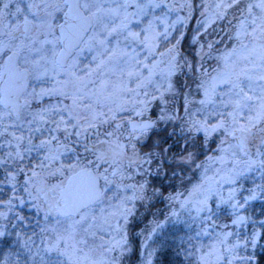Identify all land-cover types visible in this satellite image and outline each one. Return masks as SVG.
<instances>
[{
    "label": "snow or ice",
    "instance_id": "snow-or-ice-1",
    "mask_svg": "<svg viewBox=\"0 0 264 264\" xmlns=\"http://www.w3.org/2000/svg\"><path fill=\"white\" fill-rule=\"evenodd\" d=\"M163 125L170 215L199 225L185 264H258L264 0H0V264H126Z\"/></svg>",
    "mask_w": 264,
    "mask_h": 264
},
{
    "label": "flooded vegetation",
    "instance_id": "flooded-vegetation-1",
    "mask_svg": "<svg viewBox=\"0 0 264 264\" xmlns=\"http://www.w3.org/2000/svg\"><path fill=\"white\" fill-rule=\"evenodd\" d=\"M169 127L162 126L155 129L154 132L151 133L149 137L142 142L141 147L143 149L148 151L155 149L159 154L158 162L160 163L161 167L156 170L155 174L149 177V183L152 188H158L164 195H152L150 193V196L152 198L148 199L146 202L138 204L134 215L130 218L128 226L130 234H146L147 232H144V223H147L148 220L162 222L158 229L152 234H163L164 230L161 228L164 224L166 225L173 223L176 229H178L179 224L182 225L186 221L189 224L191 222H194L193 219L189 218L187 212L182 211L178 212V215L176 217L172 216V219L171 217H168L172 211V205L169 204L168 200L166 199V195L169 191H174L176 188L173 179L175 168L170 166L173 163L171 160H164L165 154L170 155L173 153L171 151L165 152L159 150V146L160 142H168L172 137H175L174 139H177L176 137L179 136V133L169 131ZM177 140L179 141V138ZM185 215H188V217H186ZM155 216H158V220L154 219ZM188 226L192 227L191 225Z\"/></svg>",
    "mask_w": 264,
    "mask_h": 264
},
{
    "label": "trees",
    "instance_id": "trees-1",
    "mask_svg": "<svg viewBox=\"0 0 264 264\" xmlns=\"http://www.w3.org/2000/svg\"><path fill=\"white\" fill-rule=\"evenodd\" d=\"M187 44V42L185 43ZM190 47V46H189ZM172 140V138L170 139ZM165 144H168V142H160L159 150L164 151ZM162 145V146H161ZM195 147H199L198 144H194ZM178 149V143L171 142L169 145H167L168 151H172L175 149ZM249 211L255 216L260 217L264 216V201L258 200L251 204ZM227 209L222 208L220 210V215H226ZM148 226L146 229L144 228V232H148L150 228L149 227V220L147 221ZM180 232L181 234H178ZM184 231L179 230L176 231L174 229H171L166 227L164 229L163 234H152L151 236V242L152 248L155 249L154 254V264H185L183 253L186 249L185 243L186 240L183 237ZM142 234H130V242H131V248H135V252L133 250L130 254H133V256L138 254V250L140 248V239ZM151 244V243H150ZM5 247V243H0V248ZM255 254L258 258V264H264V245L258 246L255 250ZM132 256V257H133Z\"/></svg>",
    "mask_w": 264,
    "mask_h": 264
},
{
    "label": "rangeland",
    "instance_id": "rangeland-1",
    "mask_svg": "<svg viewBox=\"0 0 264 264\" xmlns=\"http://www.w3.org/2000/svg\"><path fill=\"white\" fill-rule=\"evenodd\" d=\"M193 24H194V21L192 22ZM187 41H185V43H186ZM163 126H166V127H169V125H163ZM170 127H173V126H170ZM169 127V128H170ZM175 137H172V140H169L168 141V144H165V146H167V145H169L171 142H177L178 143V149L176 148L175 150H172L171 152L173 153V154H170V155H167V154H165V156H164V160H171L173 163L170 165V166H175V170L177 169V168H179V167H182V164H181V162L180 161H178L177 159H176V156L179 154V151H180V143H179V141L177 140L178 138H179V136L178 137H176L177 139H174ZM164 146V147H165ZM176 152V153H175ZM171 157V158H170ZM222 209V208H221ZM221 209H219L218 210V214L220 215V210ZM20 211L22 212V214H24L26 217H31L32 215H34V212H33V210H31V209H29V208H27V207H21V209H20ZM227 212H228V210H227ZM186 217H188V215H185ZM168 217H171V219H172V216H168ZM190 219H192L191 217H189ZM154 219H156V220H158V216H155L154 217ZM160 220V219H159ZM163 220V219H162ZM161 220V221H162ZM153 222H155V223H157V224H159V226L162 224V222H156V221H154V220H150L149 221V227L148 228H152L153 227ZM183 224H185V225H183ZM182 225L183 226H187V225H189V223L186 221V222H184ZM144 225H145V229H146V227L148 226V223H144ZM192 227H191V230L190 231H184L183 232V234H185V235H183V237L185 238V240H186V242H184L186 245H185V247L187 248V246H188V242H189V238L190 237H192V236H194V234L198 231V228H199V225L194 221V222H192ZM149 229V230H150ZM135 233V232H134ZM182 235V234H181ZM141 237H142V235H141ZM141 240V239H140ZM151 243V244H150ZM149 245L150 246H153L152 245V242H151V239L149 240ZM135 248H131V251L133 250V252H135V250H134ZM131 251H130V253H131ZM138 252H139V255L137 256V258L133 261V263L132 264H140V262L142 261V259H143V257H142V255H141V245H140V248H139V250H138ZM127 254V257H131L133 254ZM183 257H184V253H183ZM128 263V260H126V264Z\"/></svg>",
    "mask_w": 264,
    "mask_h": 264
},
{
    "label": "water",
    "instance_id": "water-1",
    "mask_svg": "<svg viewBox=\"0 0 264 264\" xmlns=\"http://www.w3.org/2000/svg\"><path fill=\"white\" fill-rule=\"evenodd\" d=\"M78 183H80V184L85 183V178L84 177L78 178Z\"/></svg>",
    "mask_w": 264,
    "mask_h": 264
},
{
    "label": "clouds",
    "instance_id": "clouds-1",
    "mask_svg": "<svg viewBox=\"0 0 264 264\" xmlns=\"http://www.w3.org/2000/svg\"><path fill=\"white\" fill-rule=\"evenodd\" d=\"M84 178H85V182H86V179H87V178H86V177H84Z\"/></svg>",
    "mask_w": 264,
    "mask_h": 264
}]
</instances>
